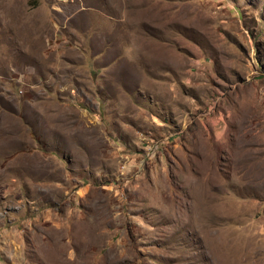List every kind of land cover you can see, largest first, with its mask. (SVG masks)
Returning <instances> with one entry per match:
<instances>
[{
	"label": "rangeland",
	"instance_id": "rangeland-1",
	"mask_svg": "<svg viewBox=\"0 0 264 264\" xmlns=\"http://www.w3.org/2000/svg\"><path fill=\"white\" fill-rule=\"evenodd\" d=\"M0 76L69 170L0 182V264H264V0H0Z\"/></svg>",
	"mask_w": 264,
	"mask_h": 264
},
{
	"label": "crops",
	"instance_id": "crops-1",
	"mask_svg": "<svg viewBox=\"0 0 264 264\" xmlns=\"http://www.w3.org/2000/svg\"><path fill=\"white\" fill-rule=\"evenodd\" d=\"M13 104L18 113L13 112L14 109L11 112L3 111L0 107V182L2 185L4 181L6 185L4 186L9 189L4 192L29 193V169H32V166L43 174L44 181L41 187H49V177L45 180L44 176L54 172L58 165L63 168L61 171L65 180L69 177L65 160L51 155L48 151L41 152L34 149V147L38 148L39 143L33 135L29 134V101H20L15 98ZM21 108L23 112L26 110L24 114L22 113L23 118L19 117ZM57 184L60 185V182ZM34 186L40 187L36 184Z\"/></svg>",
	"mask_w": 264,
	"mask_h": 264
}]
</instances>
